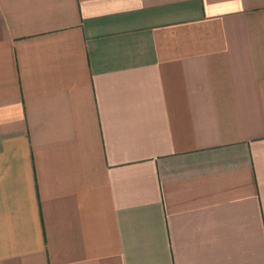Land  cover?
Here are the masks:
<instances>
[{"label": "crops", "instance_id": "obj_1", "mask_svg": "<svg viewBox=\"0 0 264 264\" xmlns=\"http://www.w3.org/2000/svg\"><path fill=\"white\" fill-rule=\"evenodd\" d=\"M0 264H264V0H0Z\"/></svg>", "mask_w": 264, "mask_h": 264}]
</instances>
